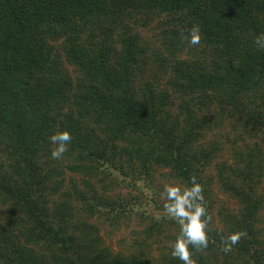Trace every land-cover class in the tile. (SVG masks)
<instances>
[{"label": "trees", "instance_id": "obj_1", "mask_svg": "<svg viewBox=\"0 0 264 264\" xmlns=\"http://www.w3.org/2000/svg\"><path fill=\"white\" fill-rule=\"evenodd\" d=\"M194 24L190 46L181 32ZM261 33L264 0H0V264H182L160 170L203 185L197 264H264ZM224 124L245 146L229 160L203 143ZM65 129L72 141L53 160L48 137ZM67 173L79 179L66 185ZM214 185L236 206L217 227ZM131 222L115 251L107 239ZM234 231L246 236L224 253Z\"/></svg>", "mask_w": 264, "mask_h": 264}, {"label": "clouds", "instance_id": "obj_2", "mask_svg": "<svg viewBox=\"0 0 264 264\" xmlns=\"http://www.w3.org/2000/svg\"><path fill=\"white\" fill-rule=\"evenodd\" d=\"M200 26L194 24L186 32H181V39L186 40L190 46L200 44ZM258 48H264V33L255 37ZM68 130L54 132L48 137L51 144L55 145L50 152L53 160H60L68 151L72 141ZM165 197L163 210L167 219L178 225V232L173 241L169 243L170 255L182 264H197L193 249L202 250L208 247V225L211 217L208 214L203 185L198 182L195 175L189 178L187 184L180 185L169 183L162 193ZM243 231L230 232L227 236H220L221 250L224 253L232 251L233 247L245 237Z\"/></svg>", "mask_w": 264, "mask_h": 264}, {"label": "rangeland", "instance_id": "obj_3", "mask_svg": "<svg viewBox=\"0 0 264 264\" xmlns=\"http://www.w3.org/2000/svg\"><path fill=\"white\" fill-rule=\"evenodd\" d=\"M228 128L229 127L226 124H224L222 127L214 128L209 133H206L205 140L203 141L204 144L215 141L217 142L219 141L220 143L223 144L222 151L221 153H219L220 154V156L218 157L219 160H224V159L229 160L230 151L233 149V147H237V148L245 147L241 141H239L236 144H233L231 141L225 140V136L229 134ZM208 173L214 174V166H212L208 170ZM65 178H66L65 184L68 185L69 178L78 180L79 176L71 175L67 173ZM153 183L155 184V186L160 187L162 200L165 199L164 195L162 194L164 192L165 186L168 185L169 183L177 184L173 179L169 177L166 170L157 171L154 175ZM117 192H119L120 195L124 197L126 195L132 194V192L127 189H120ZM212 203H213L212 213L214 214L213 224L216 227L219 225L218 214H217L219 210H222V208H224L227 209L228 211H234L236 209L235 203L232 200L228 199L224 194H222L216 185L213 186ZM263 216H264V212H263ZM134 228H138L136 222H131L127 227L121 228V230L118 233H115L113 235L112 239H107L108 244H110L111 248L114 249L115 251L120 250L124 246L122 243L123 240L130 241V238L132 237L131 230H134ZM169 231L170 234H173V229ZM155 246L156 245H153L151 249L152 254L154 255L157 254V251L155 250Z\"/></svg>", "mask_w": 264, "mask_h": 264}]
</instances>
